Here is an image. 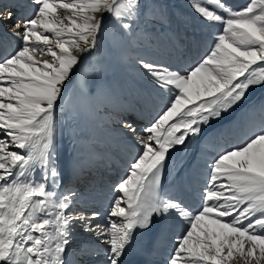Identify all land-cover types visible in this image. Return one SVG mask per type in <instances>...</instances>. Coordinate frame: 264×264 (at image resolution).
<instances>
[{
    "label": "snow or ice",
    "instance_id": "6c2138e0",
    "mask_svg": "<svg viewBox=\"0 0 264 264\" xmlns=\"http://www.w3.org/2000/svg\"><path fill=\"white\" fill-rule=\"evenodd\" d=\"M30 18L9 33L20 40L0 55V264H67L73 228L103 238L104 264H128L138 237H150L166 218L185 224L167 264H264V104L245 139L208 164L196 207L166 193L161 177L178 147L221 123L264 91V0L230 7L227 0H190L193 10L222 30L207 53L186 69L139 60L167 103L137 135L127 173L113 184L106 223L100 213L74 215L77 193L60 191L67 164L57 151L55 110L66 84L111 24L132 35L145 16L142 0H32ZM0 13V21L11 19ZM158 22L170 23L158 7ZM47 57V58H43ZM87 75V66L81 69ZM40 170L39 180L32 173ZM99 255V253H96Z\"/></svg>",
    "mask_w": 264,
    "mask_h": 264
},
{
    "label": "bare ground",
    "instance_id": "6f19581e",
    "mask_svg": "<svg viewBox=\"0 0 264 264\" xmlns=\"http://www.w3.org/2000/svg\"><path fill=\"white\" fill-rule=\"evenodd\" d=\"M29 1L32 3V0ZM247 2L248 0H227L230 7H242ZM145 4L146 21L144 20V25L140 24V28L134 30L132 35L122 30L121 40H115L119 36L117 32L121 29L112 25L106 30L108 33L106 46L103 48L98 44L96 47L101 50L102 55L99 56L93 50L89 54H82L86 65L82 63L76 69L72 79L66 84L64 95L55 110L57 151L62 164H67V172H71L68 185L62 184V177L59 190L63 192L66 188H71L77 193L75 202L79 208L74 209V212L78 214L91 216L93 211H97L92 208L93 199L109 203V196L113 199L114 192L107 186L113 190L114 182L123 177L128 170L134 154L127 144L135 146L137 143L123 128L124 118L134 117L139 121L137 135H144L142 129L147 127L165 106L151 94L150 90H161L139 65V60L143 59L172 70L186 69L197 61L193 55L207 53L214 44L216 35L221 31L217 28L220 26L219 23H209L196 13L190 5V0H145ZM161 6L170 17V23L158 22V7ZM15 23L16 21L12 26ZM175 23L183 28L189 40L194 36L192 33L195 31V24H200L198 27L202 30L205 27L216 29L210 33L212 37L210 40H190L191 50L187 52L181 49L177 40H174L177 34ZM8 25L0 21V30L3 31H0V55L13 51L20 44V40L9 33L11 27ZM96 59L100 61L95 63ZM92 65L96 68L92 69L93 71L90 70ZM85 66L87 75L83 76L81 69ZM85 80L94 83L86 85ZM106 89L110 90L109 94ZM161 92L167 99V95ZM115 93L121 109H117L118 99L111 96ZM254 104V109H249ZM262 104L264 91H256L231 121L207 134L203 139L189 177V183L201 193L207 181V167L212 158L224 147L245 139L247 130L261 120ZM114 105L116 107L112 108ZM123 108L125 113H122ZM252 111L255 113L252 114ZM137 113L144 115L139 117ZM206 127L209 126H204ZM196 139L197 137L191 138L186 147H178L177 151L171 152L169 159L172 161L185 159L193 152ZM115 172H120V176L117 177ZM32 177L39 180L40 170L34 171ZM198 198L201 201L199 196ZM169 218L161 240H168L175 245L185 224ZM66 260H70L67 254Z\"/></svg>",
    "mask_w": 264,
    "mask_h": 264
},
{
    "label": "rangeland",
    "instance_id": "374dc122",
    "mask_svg": "<svg viewBox=\"0 0 264 264\" xmlns=\"http://www.w3.org/2000/svg\"><path fill=\"white\" fill-rule=\"evenodd\" d=\"M144 4H145V0H143L142 1ZM145 10H146V4H145ZM144 10V11H145ZM145 17H146V15H145ZM145 17H143L142 19V21H141V25H144V22L146 21L145 19ZM145 20V21H144ZM195 24V23H194ZM198 26H201L200 24H195L194 25V27H195V31H194V33H192V35H194L193 37H191L190 38V40H210L212 37H211V34L215 31V29L214 28H208V27H205V29L204 30H202V29H200ZM112 27V25L110 24L108 27H107V29H110ZM175 27H176V30H177V34L175 35V38H174V40H177V42H178V44L181 46V49H183V50H185V51H187V52H190V46H191V44H192V42L189 40V37L188 36H186L185 35V32L183 31V28H180V26L177 24V23H175ZM217 28H220L221 30H222V25L220 24V26L219 27H217ZM106 29V30H107ZM106 30L103 32V33H101L100 34V36H99V45L101 46V47H105L106 46V44H107V40H108V35L106 36V34H108L107 32H106ZM199 30V31H198ZM180 33H179V32ZM203 31V32H202ZM118 34H119V36L118 37H116L115 38V40H121V38H122V35H123V31L122 30H120V32H117ZM211 33V34H210ZM191 34V33H190ZM211 37V38H210ZM125 38L126 37H124V40H125ZM184 39V40H183ZM108 47V46H107ZM93 52L94 53H96V54H98L99 56L100 55H102V52H101V50L99 49V48H96V49H94L93 50ZM206 54V53H205ZM205 54H200V55H193L192 57H194V58H196L197 60H199L202 56H204ZM100 60L99 59H96L95 60V63H98ZM92 67H94L93 65L90 67L91 69V71H93L92 69H96L95 67L94 68H92ZM85 82H86V85H88V84H91V83H94V81H90V80H85ZM150 92H151V94L153 95V97L155 98V100H157L159 103H162V104H166L167 103V99L163 96V93L161 92V91H151L150 90ZM116 107V105H114V106H112V108H115ZM117 109H121V106H119V107H117ZM158 114V113H157ZM157 114L155 115V117H157ZM137 116H139V117H142L143 115H144V113H137L136 114ZM130 116V115H129ZM138 123H140L139 121H137ZM137 123V124H138ZM117 130H118V128H116ZM127 146L129 147V148H132L130 151L134 154V156H136V154L140 151V145L139 144H137V145H135V146H133V145H131V144H127ZM113 147H114V145H113ZM112 147V148H113ZM135 151V152H134ZM122 153H123V151H122ZM126 173H127V170L125 171ZM70 173L71 172H67V175H66V178H63L62 179V184L65 186H67L68 185V181H69V176H70ZM122 173H123V171H122ZM67 181V182H66ZM180 234V233H179Z\"/></svg>",
    "mask_w": 264,
    "mask_h": 264
}]
</instances>
